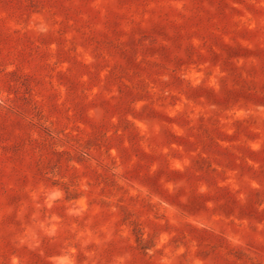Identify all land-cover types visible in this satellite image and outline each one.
I'll return each mask as SVG.
<instances>
[{"label": "rangeland", "instance_id": "rangeland-1", "mask_svg": "<svg viewBox=\"0 0 264 264\" xmlns=\"http://www.w3.org/2000/svg\"><path fill=\"white\" fill-rule=\"evenodd\" d=\"M0 264H264V0H0Z\"/></svg>", "mask_w": 264, "mask_h": 264}]
</instances>
